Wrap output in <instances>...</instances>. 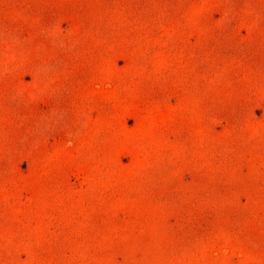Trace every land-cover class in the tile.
<instances>
[{
  "label": "rangeland",
  "instance_id": "rangeland-1",
  "mask_svg": "<svg viewBox=\"0 0 264 264\" xmlns=\"http://www.w3.org/2000/svg\"><path fill=\"white\" fill-rule=\"evenodd\" d=\"M0 264H264V0H0Z\"/></svg>",
  "mask_w": 264,
  "mask_h": 264
}]
</instances>
